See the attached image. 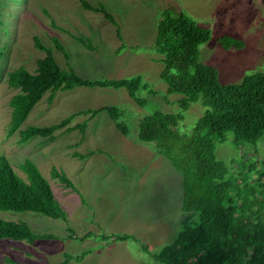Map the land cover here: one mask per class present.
Wrapping results in <instances>:
<instances>
[{
	"label": "rangeland",
	"instance_id": "rangeland-1",
	"mask_svg": "<svg viewBox=\"0 0 264 264\" xmlns=\"http://www.w3.org/2000/svg\"><path fill=\"white\" fill-rule=\"evenodd\" d=\"M85 1L103 5L115 23L84 9L80 0H0V156L23 179L19 165L32 161L67 216L63 221L31 212H0V220L24 222L35 234L55 236L33 244L0 239V264H163L164 248L175 241L184 219L183 176L154 143L138 140V125L154 112L180 113L182 96L167 93L160 78L162 56L155 48L164 10L182 13L209 32L197 49L198 62L214 68L221 85H239L246 76L264 73V0ZM72 36L84 37L91 48ZM34 38L61 69L82 79L138 77L135 98L122 87H76L57 91L52 99L46 92L20 130L74 117L52 140L35 137L19 143L18 132L8 134L9 103L19 90L10 88L7 79L19 67L36 72L45 53L35 48ZM53 38L67 56L56 49ZM107 108H114L117 117ZM204 111L201 101L192 103L177 131L190 133ZM215 156L229 175L238 176L242 164H252L251 188L264 158V135L238 149L228 133L216 144ZM52 168L63 172L75 189L53 179ZM255 196L258 189L252 187L250 197Z\"/></svg>",
	"mask_w": 264,
	"mask_h": 264
},
{
	"label": "trees",
	"instance_id": "trees-1",
	"mask_svg": "<svg viewBox=\"0 0 264 264\" xmlns=\"http://www.w3.org/2000/svg\"><path fill=\"white\" fill-rule=\"evenodd\" d=\"M80 2L84 9L101 13L115 23L103 5L92 7L85 0ZM72 37L91 48L84 37ZM208 39L209 32L184 14L175 15L169 10L161 13L155 40L156 51L162 56L160 78L166 83L169 95L182 96L177 102L180 113L154 112L144 116L138 125V140L154 143L156 151L183 176L184 219L175 241L164 248L161 261L163 264H264V158L252 186L258 189V196L250 197L252 187H248V177L255 171L252 164H242L238 176L229 175L215 156L216 144L223 143L228 133L238 149L257 143L264 135V73L246 76L239 85H221L217 71L198 62L197 49ZM33 42L36 49L45 53L37 61L36 72L32 74L19 67L9 72L7 79L10 88L19 90L9 103L12 111L8 131L10 136L18 132L19 143L35 137L52 140L55 131L74 117L59 124L20 130L46 92H50L52 99L57 91L76 87H122L135 98L140 84L138 77L82 79L72 70L61 69L38 38ZM53 42L67 56L59 40L53 38ZM198 101L205 111L190 133H179L177 126L184 119L182 113ZM106 111L117 117L114 108ZM95 114L96 111L92 112ZM85 127V123L81 124L80 131L84 132ZM19 169L25 179L13 170L5 156H0V212H31L65 221L66 212L38 167L25 160ZM50 175L65 187L75 189L56 168L51 169ZM0 239L33 244L55 236L35 234L24 222L0 220Z\"/></svg>",
	"mask_w": 264,
	"mask_h": 264
}]
</instances>
